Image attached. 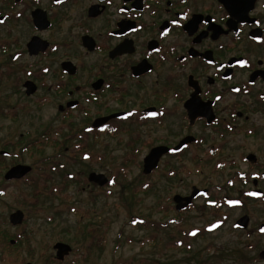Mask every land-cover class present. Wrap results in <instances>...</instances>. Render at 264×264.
Instances as JSON below:
<instances>
[{
    "label": "flooded vegetation",
    "instance_id": "flooded-vegetation-1",
    "mask_svg": "<svg viewBox=\"0 0 264 264\" xmlns=\"http://www.w3.org/2000/svg\"><path fill=\"white\" fill-rule=\"evenodd\" d=\"M0 53L23 62L11 85L15 103L19 96L37 109L56 102L61 121L35 135L8 133L0 122V264H37L20 256L24 211L4 213L1 205L11 187L33 186L29 175L58 155L38 164L24 156L61 150V138L83 132L136 140L160 132L145 149L167 148L157 167L165 156L206 146L215 170L234 171L225 184L234 195L207 203L233 205L241 211L235 230L264 235V0H0ZM3 108L0 119L19 118ZM76 113L87 120L81 133ZM55 164L62 181L71 178ZM19 165L30 170L15 177ZM202 189L192 202L210 190ZM54 244L58 263L73 252L57 259Z\"/></svg>",
    "mask_w": 264,
    "mask_h": 264
},
{
    "label": "rangeland",
    "instance_id": "rangeland-1",
    "mask_svg": "<svg viewBox=\"0 0 264 264\" xmlns=\"http://www.w3.org/2000/svg\"><path fill=\"white\" fill-rule=\"evenodd\" d=\"M10 56L0 53V106L19 118L0 119L6 132L29 130L35 135L47 123L58 128L56 102L37 109L33 99L19 96L15 103L11 85L23 62L14 63ZM91 60V56L84 58V67ZM85 121L77 115L74 131L81 133ZM149 134L152 137L136 140L107 135L94 138L83 132L76 138H61V150L48 147L42 154L25 155L24 161L36 164L46 155L56 152L58 156L29 175L33 186L18 183L2 200L4 213L18 207L27 218L22 241L31 249L21 251V258L37 264H149V260L156 264H264L258 255L264 248V235L232 227L240 209L223 201L207 203L208 199L222 200L229 192L234 195V189L225 186L234 171L215 170L202 153L204 146L179 157L165 156L152 173L144 175L147 143H156L161 135ZM228 147L235 153L232 144ZM56 160L63 165L61 173H71V178L62 181L51 169ZM90 172L104 174L107 183L99 186L88 181ZM192 186L210 190L186 209L175 210L172 197L187 196ZM59 241L73 248L60 263L52 249Z\"/></svg>",
    "mask_w": 264,
    "mask_h": 264
},
{
    "label": "water",
    "instance_id": "water-1",
    "mask_svg": "<svg viewBox=\"0 0 264 264\" xmlns=\"http://www.w3.org/2000/svg\"><path fill=\"white\" fill-rule=\"evenodd\" d=\"M167 151L166 147H155L153 148L143 159V169L144 174H149L157 167L160 156ZM30 170V166L19 165L12 168L11 173L15 177H21ZM88 179L99 186L107 183V177L102 173L91 172L88 176ZM205 192L204 189H199L197 187H192V190L187 196H180L178 194L174 195L172 200L175 203L176 210L185 209L191 202L192 199L197 196L199 193ZM18 215V214H17ZM16 216V214H15ZM237 225V224H235ZM54 249L56 250L57 259H63L71 251V246L64 242H56L54 244ZM260 257L264 258V251L261 252Z\"/></svg>",
    "mask_w": 264,
    "mask_h": 264
},
{
    "label": "snow or ice",
    "instance_id": "snow-or-ice-1",
    "mask_svg": "<svg viewBox=\"0 0 264 264\" xmlns=\"http://www.w3.org/2000/svg\"><path fill=\"white\" fill-rule=\"evenodd\" d=\"M173 23H176V21H173ZM243 63V62H242ZM229 203H239L238 201H230ZM135 222V221H134ZM213 227H215V225H213ZM261 231L262 232H264V229H261ZM196 234V232L194 231L193 233H192V235H195Z\"/></svg>",
    "mask_w": 264,
    "mask_h": 264
},
{
    "label": "trees",
    "instance_id": "trees-1",
    "mask_svg": "<svg viewBox=\"0 0 264 264\" xmlns=\"http://www.w3.org/2000/svg\"><path fill=\"white\" fill-rule=\"evenodd\" d=\"M149 264H151V263H155V261H152V260H149V261H147ZM156 264V263H155Z\"/></svg>",
    "mask_w": 264,
    "mask_h": 264
}]
</instances>
